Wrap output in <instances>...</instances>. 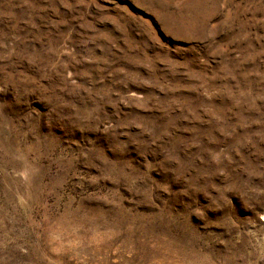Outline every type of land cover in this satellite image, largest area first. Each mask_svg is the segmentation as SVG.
<instances>
[{"label": "rangeland", "instance_id": "374dc122", "mask_svg": "<svg viewBox=\"0 0 264 264\" xmlns=\"http://www.w3.org/2000/svg\"><path fill=\"white\" fill-rule=\"evenodd\" d=\"M0 264H264V0H0Z\"/></svg>", "mask_w": 264, "mask_h": 264}]
</instances>
